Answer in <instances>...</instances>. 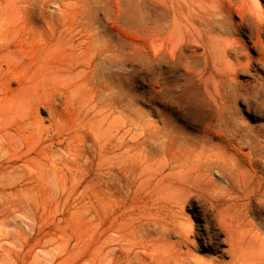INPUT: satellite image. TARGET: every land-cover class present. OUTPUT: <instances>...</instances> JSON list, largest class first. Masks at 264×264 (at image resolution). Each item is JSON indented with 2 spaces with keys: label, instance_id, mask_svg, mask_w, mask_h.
Listing matches in <instances>:
<instances>
[{
  "label": "rangeland",
  "instance_id": "obj_1",
  "mask_svg": "<svg viewBox=\"0 0 264 264\" xmlns=\"http://www.w3.org/2000/svg\"><path fill=\"white\" fill-rule=\"evenodd\" d=\"M241 2L0 0V264H264Z\"/></svg>",
  "mask_w": 264,
  "mask_h": 264
},
{
  "label": "bare ground",
  "instance_id": "obj_2",
  "mask_svg": "<svg viewBox=\"0 0 264 264\" xmlns=\"http://www.w3.org/2000/svg\"><path fill=\"white\" fill-rule=\"evenodd\" d=\"M232 3H239L241 2L240 0H231ZM246 3V11H247V15L244 16H239L238 17V21L233 20L230 22V24L233 26V30L231 33L227 34L231 40L233 41H241L240 39H238L236 37V35H238L239 30H241L244 27V23L249 25L250 23H252L253 25H255L257 27V32L254 34L252 33V31L250 30L248 32V38H249V42L252 41V38L255 39V43L256 44H260V39H261V33L263 32V22H264V8L261 5L260 0H242V6L245 5ZM221 20L220 23L225 21L224 16L221 13H217ZM242 42V46L245 47V43L243 41Z\"/></svg>",
  "mask_w": 264,
  "mask_h": 264
}]
</instances>
